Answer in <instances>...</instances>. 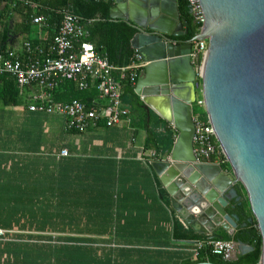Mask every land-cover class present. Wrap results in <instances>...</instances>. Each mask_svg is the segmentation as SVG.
<instances>
[{
	"label": "water",
	"instance_id": "1",
	"mask_svg": "<svg viewBox=\"0 0 264 264\" xmlns=\"http://www.w3.org/2000/svg\"><path fill=\"white\" fill-rule=\"evenodd\" d=\"M198 2L202 24L186 42L175 40L185 33L181 24L186 25L178 19L176 0H113L108 19L135 31L130 47L143 63L134 86L141 108L176 132L168 156L151 163L170 208L194 231L208 234V240L220 239L213 234L216 227L228 235L236 228V216L225 208L240 200L234 188L239 184L259 234L257 264H264V0ZM192 40H202L199 98L228 174L218 165L195 163L192 152ZM234 244V259L251 250Z\"/></svg>",
	"mask_w": 264,
	"mask_h": 264
},
{
	"label": "crops",
	"instance_id": "2",
	"mask_svg": "<svg viewBox=\"0 0 264 264\" xmlns=\"http://www.w3.org/2000/svg\"><path fill=\"white\" fill-rule=\"evenodd\" d=\"M5 4V0H0L3 52L20 54L23 42L33 41L38 45L51 38L45 22L36 25L30 21L23 27L25 17L21 13L4 16ZM29 7L32 11L36 9L35 5ZM176 11L178 19L182 20ZM182 30H185L183 24ZM140 75L142 69L137 78ZM30 92L27 89L18 92L21 97L18 105L0 104V176L6 179L13 175L20 181L24 178V184H29L28 195H37L41 188L46 191L49 185L65 180L70 191L77 190L79 201L95 197L91 213H109L110 218L104 223L100 215L97 216L92 222L96 232L89 234L85 230L90 226L84 223L88 210H84L83 204L76 209L70 204V209L81 218L77 227L80 231L52 233L46 227L36 231V222L29 223L19 214L9 216L13 206H0V230L4 231L0 236V264H53L51 256L31 254L37 235L92 238L100 252L116 251L123 246L128 256H108L110 264H186L192 261L195 249L201 243L206 244L208 234L183 224L170 208L168 197L151 167L152 162L168 155L155 160L150 157V150L143 149L144 131L139 127V117L134 115V121H121L108 128L96 126L76 133L65 129V119L60 115L29 112L26 105ZM171 129L175 137L176 132ZM61 150L66 151V156H59ZM66 163H69L67 173ZM235 186L242 188L239 184ZM158 189L162 190V196ZM60 195H65L63 190ZM122 215L124 218H120ZM213 234L228 235L220 227H216ZM9 247L15 250L14 254ZM237 253L234 244L233 259Z\"/></svg>",
	"mask_w": 264,
	"mask_h": 264
},
{
	"label": "trees",
	"instance_id": "3",
	"mask_svg": "<svg viewBox=\"0 0 264 264\" xmlns=\"http://www.w3.org/2000/svg\"><path fill=\"white\" fill-rule=\"evenodd\" d=\"M6 10L4 16L20 14L25 17L23 27L30 23L32 15L42 16L45 19L47 29L55 34L59 23L64 14H70L79 19V22L85 31L84 41L90 43L98 55L103 57L106 62L114 67H122L129 63L134 50L130 47V42L135 31L124 22L109 21L108 12L112 7V0H5ZM29 5H35V11H32ZM176 6L179 15L186 23L185 33L181 37L175 38L176 41H190L198 33L199 24L192 22L189 15L188 5L185 0H176ZM31 15V16H30ZM45 43H39L46 46L50 39ZM31 45L36 42L30 41ZM0 53H3V47H0ZM198 80V79H197ZM196 80V83H197ZM198 84V83H197ZM54 102H68L77 100L86 106H92L97 100V92L93 87L85 90H78L73 83L62 81L52 91L51 96ZM21 97L12 80L7 75L0 76V104L3 106H15L21 103ZM120 103L129 111V121H134V115L139 117V127L144 131L143 149L150 150L153 153L152 159L160 160L167 156L172 148L174 140V131L162 119L155 116L152 112L145 113L141 108V102L134 94V85L122 83ZM25 105V104H24ZM99 127L108 128L99 122ZM73 132V131H72ZM2 146H0L1 148ZM69 163H66L65 169L68 172ZM29 184H24L9 175L6 179L0 176V206H13L14 210L9 212V216L19 214L28 220L29 223L36 222V231H43L46 227L52 233L61 231L79 232L78 224L81 218L70 209L83 204L84 223L89 225L86 232L91 234L96 232L92 229V222L100 214L91 213L95 197H88L83 202L77 197V190L70 191L65 180L58 181V184H51L44 191L40 189L37 195H28L26 189ZM240 200L235 202L231 200L225 208L226 214L236 216V228L231 235L223 234L221 240L240 242L247 245L251 250L243 255L237 256L230 261H223L219 256L211 255L208 246L201 243L195 249V257L186 264H195L199 262H209L212 264H257L259 259V234L255 220L247 204L243 189H237ZM64 196H61V191ZM48 194L44 195L43 193ZM159 196H162V190H157ZM167 204V201H166ZM110 214L100 215L99 219L104 223L108 221ZM120 218H124L123 215ZM180 230L183 228L179 226ZM121 231V230H120ZM123 233V232H121ZM35 246L32 247L31 254L34 256H51L53 264H110L108 256H128L126 251L121 249L109 251L105 249L100 252L93 244L92 238L82 237H54V236H34ZM57 239V240H56ZM42 240V242H41ZM213 240V239H211ZM208 241V240H207ZM198 242H196L197 244ZM197 247V246H196ZM8 250L14 254L15 250L9 247ZM6 251V249H5ZM96 256H104L101 259Z\"/></svg>",
	"mask_w": 264,
	"mask_h": 264
},
{
	"label": "built area",
	"instance_id": "4",
	"mask_svg": "<svg viewBox=\"0 0 264 264\" xmlns=\"http://www.w3.org/2000/svg\"><path fill=\"white\" fill-rule=\"evenodd\" d=\"M185 1L192 22L201 27L202 14L198 0ZM31 22L41 25L45 19L37 16ZM85 34L77 17L64 14L46 46L31 45L25 41L20 54L8 50L0 53V76L7 75L12 78L19 93L25 89L31 90L27 96L26 109L29 112L60 115L65 119V129L76 133L94 128L99 122L105 127L116 126L121 121L128 122L129 111L120 103L121 85L128 83L133 86L143 67L140 56L135 51L127 65L122 67L109 65L90 43L84 41ZM201 55L202 40H192L188 57L195 73V89H198L196 80ZM62 81L73 83L78 90L93 87L98 100L89 107L77 100L52 101V91ZM194 102L202 107L199 97ZM191 121L195 163L215 164L223 168L224 172L230 173V168L215 144L206 119L201 121L192 114ZM66 154L65 150L59 152V156ZM152 156L151 152L150 157ZM3 234L4 231L0 230V236ZM206 244L211 255L219 256L223 261L233 259V242L213 239L208 240Z\"/></svg>",
	"mask_w": 264,
	"mask_h": 264
},
{
	"label": "rangeland",
	"instance_id": "5",
	"mask_svg": "<svg viewBox=\"0 0 264 264\" xmlns=\"http://www.w3.org/2000/svg\"><path fill=\"white\" fill-rule=\"evenodd\" d=\"M198 97H199L198 89H195V99ZM191 110H192V114L194 116L199 117V120H201V121L205 120V116H204L202 107L197 106V104L195 102H193L191 104Z\"/></svg>",
	"mask_w": 264,
	"mask_h": 264
}]
</instances>
